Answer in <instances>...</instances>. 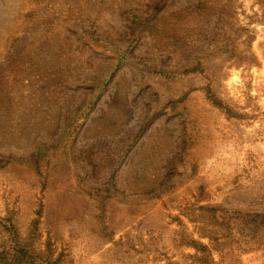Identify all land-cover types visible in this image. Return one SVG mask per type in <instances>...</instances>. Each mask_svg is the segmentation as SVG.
<instances>
[{
	"label": "rangeland",
	"instance_id": "374dc122",
	"mask_svg": "<svg viewBox=\"0 0 264 264\" xmlns=\"http://www.w3.org/2000/svg\"><path fill=\"white\" fill-rule=\"evenodd\" d=\"M164 1L0 0V237L264 264V0Z\"/></svg>",
	"mask_w": 264,
	"mask_h": 264
},
{
	"label": "trees",
	"instance_id": "16d2710c",
	"mask_svg": "<svg viewBox=\"0 0 264 264\" xmlns=\"http://www.w3.org/2000/svg\"><path fill=\"white\" fill-rule=\"evenodd\" d=\"M166 5L164 0H158L154 5V12L161 11ZM147 19H140L133 21L136 25L137 30L142 34L149 29ZM202 71L200 66L188 70L187 72ZM185 73V72H184ZM212 101L219 104L214 95H212ZM94 105V104H93ZM93 105L91 102L84 106L87 113L92 110ZM143 129V130H142ZM136 137L137 139L141 136L144 131L142 128ZM4 167V162L0 159V169ZM5 237H0V262L4 264H65L62 260V256L56 253L53 245L47 241L44 246L39 245L41 240V234L39 231V220L35 219L32 221L28 233L23 236L19 233L16 226L13 223L3 225Z\"/></svg>",
	"mask_w": 264,
	"mask_h": 264
}]
</instances>
